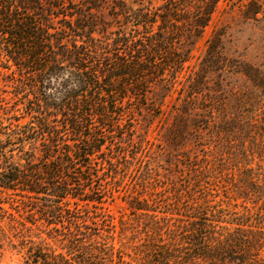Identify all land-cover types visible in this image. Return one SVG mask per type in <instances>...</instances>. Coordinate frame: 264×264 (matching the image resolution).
<instances>
[{
	"label": "trees",
	"instance_id": "obj_1",
	"mask_svg": "<svg viewBox=\"0 0 264 264\" xmlns=\"http://www.w3.org/2000/svg\"><path fill=\"white\" fill-rule=\"evenodd\" d=\"M223 1L0 0V238L7 221L24 230L62 228L79 264L113 263L115 256L127 264L115 247L96 243L98 234L83 233L112 223L106 212L91 210L105 203L97 183L110 179L119 186L123 167L146 158V140L125 116L158 119L178 93L168 141L195 143L177 158L193 179L186 193L175 192L176 204L164 207L187 231L178 256L173 249L161 256L153 246L145 263L264 264V108L231 115L223 92L211 89V76L229 66L221 31L207 42L199 70L185 73ZM229 4L245 19L264 17V0ZM240 73L263 105L264 72L246 67ZM4 87L12 88L13 103H6ZM230 171H239L236 180ZM218 175L223 191L231 192L226 202L211 192ZM150 183L142 182L144 191ZM151 201L140 193L126 198L132 212H160V200ZM85 241L96 245L87 248ZM63 264L72 263L64 258Z\"/></svg>",
	"mask_w": 264,
	"mask_h": 264
},
{
	"label": "rangeland",
	"instance_id": "obj_2",
	"mask_svg": "<svg viewBox=\"0 0 264 264\" xmlns=\"http://www.w3.org/2000/svg\"><path fill=\"white\" fill-rule=\"evenodd\" d=\"M148 2L155 6L161 4V0H153V2L148 0ZM216 31L224 33L225 59L229 66L221 74L211 76V89H219L223 92L221 98L225 101L229 114L244 116L257 112L260 107L264 108V104L261 105L262 101L260 99L262 95L254 88L249 77L240 72L246 67L264 72V17L261 16L258 21L245 19L238 7L231 8L229 0L223 1L207 28L203 39L194 50L193 58L187 64L186 74L199 70L201 61L206 54L207 42ZM218 82L221 83V87ZM4 91L6 92L4 95L7 100L6 103H13L12 88L4 87ZM177 97L178 93H175L174 97L169 98L160 118L153 121L148 113L142 116L137 115L136 117L128 113L125 116L127 120L131 119L129 126L137 125L135 136L146 140V158L143 161L133 162L130 169L123 167L121 175L125 174V177L121 178L119 186H115L110 179L108 182L97 183V188L105 192V203L102 209L92 208L91 210L93 212L100 210L106 212L109 215L108 219L112 223L99 226L90 225L91 230H83V233L98 234L99 239L96 243L103 248L115 247L116 253L117 251L122 253L121 255L127 264H146L145 260H149L150 254L148 251L153 246L161 249V256L163 250L173 249V252L171 250L170 252L176 257L179 255V253L177 254L178 245L185 238L187 229H183L182 224L175 220L177 216L168 214L164 207L165 202L168 201L176 204L175 192L177 190L179 192L185 190L186 193L189 186H191L190 181L193 179V172L185 168L186 162L177 158L183 155L186 150L196 148L194 146L195 143L182 146L180 143L168 141L171 138L172 127L177 121L173 119L172 113V106L178 103ZM200 97L202 99V96ZM210 98L211 95H208V99ZM133 106L134 104L128 105L126 111H129ZM1 112L2 116L6 117L4 112ZM133 120L137 121L133 123ZM196 134L199 135V133ZM205 136L204 133L201 138L204 139L206 138ZM219 141L220 138H216L212 142V146L216 151L212 154L217 156V159L214 158V162L218 160V155H216L218 147L215 148V145ZM247 146L250 150L249 143H247ZM157 154L161 157L155 159ZM93 162H95L96 166H100V160ZM196 163L197 165L199 164L198 162ZM253 163L254 166L260 163L259 158L255 159ZM99 168L101 172H104V166ZM238 173L239 171H230L229 175L231 174L232 176L230 178L236 180L239 176ZM221 178L218 175L220 184L218 182L216 183L218 186L214 185L211 187V192L217 196L215 198L216 202L221 200L226 202L228 200L227 197H232L230 191L225 192L221 188L224 185H222L223 180ZM144 180L151 182L148 188L145 189L146 191L142 187ZM154 186L155 188H153ZM138 193L144 194L145 197L151 200L154 199L155 202L151 201L152 206H157L160 202L161 207L158 205L159 209L155 210L161 211L132 212L126 203V198L131 199L133 195H138ZM161 198L162 200L164 199L163 202ZM165 198H168V200L165 201ZM232 203L235 204L236 202L232 201ZM244 203L243 200H240V204L244 206ZM5 208L19 217L8 204L5 205ZM262 208L264 206L260 209ZM10 223V221H7V223L3 224L4 236L0 238V264H31V261L32 264H45V257H47L49 264H63L64 258L72 264H79L78 257L70 254L71 245L62 236L68 230L63 231L62 228H59L62 232L49 231L47 227H41L42 229L33 227L32 229L24 230L21 226L13 227L14 223ZM217 225L225 226L226 223H217ZM96 243L85 241L81 244L91 248ZM115 262L110 263L108 260H100L95 262V264H118L119 261L116 256ZM170 264H176V262H171ZM221 264L233 263L222 261Z\"/></svg>",
	"mask_w": 264,
	"mask_h": 264
}]
</instances>
